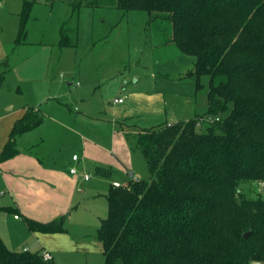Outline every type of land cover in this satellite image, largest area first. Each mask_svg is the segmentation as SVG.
Returning a JSON list of instances; mask_svg holds the SVG:
<instances>
[{"label": "trees", "instance_id": "obj_1", "mask_svg": "<svg viewBox=\"0 0 264 264\" xmlns=\"http://www.w3.org/2000/svg\"><path fill=\"white\" fill-rule=\"evenodd\" d=\"M118 7L149 15L155 46L176 45L194 57L182 78L194 79L198 91L206 80L209 98L204 115L127 135L151 178L106 195L108 215L97 234L104 264L264 262V0H119ZM77 28L75 10L62 26V47L76 46ZM42 122L28 111L0 159L15 156L18 136ZM243 184L260 189L246 197ZM26 223L34 233L66 232L64 218ZM0 264L56 263L12 251L0 237Z\"/></svg>", "mask_w": 264, "mask_h": 264}, {"label": "rangeland", "instance_id": "obj_2", "mask_svg": "<svg viewBox=\"0 0 264 264\" xmlns=\"http://www.w3.org/2000/svg\"><path fill=\"white\" fill-rule=\"evenodd\" d=\"M118 1L0 0V72L21 62L27 55V50L20 49L19 42H42L52 49L49 63L41 61L37 67L38 82L18 83L17 72H14L7 84L1 86L0 111L11 107H14L12 111L39 110L45 123L37 130V136L45 134L50 143H54L49 126L52 119L73 124L75 117L86 114L107 116L114 99L126 95V91L159 90L165 94L171 109L170 124L204 115L208 110L207 81H203L204 87L198 91L194 79L182 78L193 67L194 57L184 55L176 45L155 46L146 31L149 15L141 11L126 12L118 7ZM26 8L29 9L27 17ZM75 10L78 14L77 44L75 48H62L58 46V25L61 27ZM23 22L25 30L20 35ZM73 81L80 82L81 87H69L68 83ZM201 128L206 129L205 126ZM64 139L60 147L64 146L71 154L79 150L73 135L64 136ZM138 166L143 173L141 179L150 180L143 158ZM94 175L93 180L99 179ZM108 186L104 181L102 188ZM242 187L245 196L250 198L255 196L254 189H260L256 184H243ZM83 191V194L90 193L85 187ZM104 194L107 193L99 192L94 195L97 197L87 200L65 225L80 247L91 245L87 254L79 249L76 253H60L55 256L57 264H104L105 258L94 243L98 240L100 218L108 215L109 203ZM31 237L27 247L36 252L35 239ZM22 248L21 241L14 242L11 247ZM251 264L264 262L252 261Z\"/></svg>", "mask_w": 264, "mask_h": 264}, {"label": "crops", "instance_id": "obj_3", "mask_svg": "<svg viewBox=\"0 0 264 264\" xmlns=\"http://www.w3.org/2000/svg\"><path fill=\"white\" fill-rule=\"evenodd\" d=\"M65 22L61 27L58 25V46H61V30ZM19 44L20 49L27 50V55L21 62L0 72L5 74L2 85L7 84L14 72H17L18 83L35 84L40 80L38 65L40 66L41 61L50 60V46L42 42ZM68 86L76 89L81 84L73 81ZM126 93L115 98H123L124 102H114L107 116L92 117L86 114L80 118L75 117L73 124H68L63 119H52L49 126L54 134L51 140L55 144L50 143L45 134L37 136V130L45 123L43 117L42 124L15 140L18 151L15 156L0 159V237L10 250L31 252L30 247H27V240L31 235L35 239L36 252H49L56 264L55 256L60 253H76L79 249L81 253L87 254L91 245L80 247V243L69 235L66 226L65 233H34L29 230L26 219L49 223L64 218L66 225L69 217L77 214L87 200L97 197L94 195L99 192L105 191L108 194L111 187H114V182H128L130 173L141 180L143 173L138 165L139 160H144V157L127 135L170 125L171 109L166 95L159 90H134ZM12 110L14 107L0 111V156L11 139L15 125L28 111L35 110V114L40 115L35 108ZM68 135H73L79 144V150L72 154L64 146L60 147L65 140L64 136ZM51 144H54L53 147ZM75 155H78V161L73 160ZM72 168H76L78 173L71 174ZM100 171L109 173V176H104ZM93 174L99 179L93 180ZM84 175H90V179L86 180ZM104 181L108 183V188H102ZM83 187L90 193L83 194ZM107 194L103 196L106 198ZM103 219L105 218H100L99 228ZM18 241H21V245L24 244V248L11 249L14 242ZM94 243L104 257L102 242L98 239Z\"/></svg>", "mask_w": 264, "mask_h": 264}, {"label": "built area", "instance_id": "obj_4", "mask_svg": "<svg viewBox=\"0 0 264 264\" xmlns=\"http://www.w3.org/2000/svg\"><path fill=\"white\" fill-rule=\"evenodd\" d=\"M114 102L117 103V104L118 103L120 104V103H123L124 102V99L123 98H118V99H115ZM216 119L218 120V118H216ZM209 120L212 121L213 119L212 118H209ZM73 160L74 161H78L79 160L78 155H75L73 157ZM70 173L73 174V175H75V174L78 173V171H77L76 168H72V169H70ZM84 177H85L86 180H89L90 179V175H84ZM129 181H131V182H139L140 179H139L138 176L133 175L132 173H130L129 174ZM113 186L116 187V188H119V187H122L123 184H121L120 182H114L113 183ZM261 187H262V189H264V182L261 184ZM16 218H17V216H16ZM42 256H43V259L45 261H52L53 260V257H52V255L49 252L42 253Z\"/></svg>", "mask_w": 264, "mask_h": 264}, {"label": "water", "instance_id": "obj_5", "mask_svg": "<svg viewBox=\"0 0 264 264\" xmlns=\"http://www.w3.org/2000/svg\"><path fill=\"white\" fill-rule=\"evenodd\" d=\"M250 235H251V232H248V233H245L243 236L245 239H248Z\"/></svg>", "mask_w": 264, "mask_h": 264}]
</instances>
